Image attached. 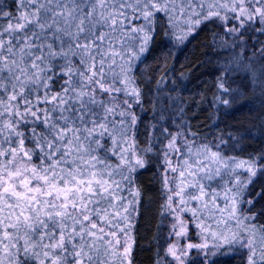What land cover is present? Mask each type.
Returning a JSON list of instances; mask_svg holds the SVG:
<instances>
[{
	"label": "snow or ice",
	"instance_id": "6c2138e0",
	"mask_svg": "<svg viewBox=\"0 0 264 264\" xmlns=\"http://www.w3.org/2000/svg\"><path fill=\"white\" fill-rule=\"evenodd\" d=\"M212 22L241 53L222 91L244 72L264 96V0H0V264H132L134 176L153 151L137 143V72L158 29L179 48ZM258 119L207 143L164 128L178 239L157 264H264V144L244 143L264 136Z\"/></svg>",
	"mask_w": 264,
	"mask_h": 264
},
{
	"label": "trees",
	"instance_id": "16d2710c",
	"mask_svg": "<svg viewBox=\"0 0 264 264\" xmlns=\"http://www.w3.org/2000/svg\"><path fill=\"white\" fill-rule=\"evenodd\" d=\"M169 51L171 55H161ZM240 54V50L232 47L231 40H226L223 29L215 22L202 25L179 48L173 47L162 28L158 29L151 52L137 72L142 91L141 103L136 109L140 117L137 143L145 149L151 139L153 151L148 153L147 167L138 169L134 176V188H139L140 196L130 233L132 264H157V253L163 256L167 249L170 223L169 218L162 217L161 207L166 203L161 170L162 152L168 143L164 139L167 135L164 128L173 135L179 133L182 139L187 135L189 141L195 139L197 143H207L230 132L247 134L264 114V96L258 89L255 92L252 90L244 72L229 73L224 79L232 93H224L220 87L223 79L220 68ZM168 68L172 71L161 79ZM220 96H235L232 107L220 103ZM244 143L253 147L264 144V136L257 133L255 143ZM262 205L264 201L257 203L253 211ZM187 218L191 219L190 213ZM258 222H264V216ZM221 264H241V261L238 257L228 256L221 258Z\"/></svg>",
	"mask_w": 264,
	"mask_h": 264
},
{
	"label": "rangeland",
	"instance_id": "374dc122",
	"mask_svg": "<svg viewBox=\"0 0 264 264\" xmlns=\"http://www.w3.org/2000/svg\"><path fill=\"white\" fill-rule=\"evenodd\" d=\"M231 44H232V42H231ZM241 55V54H240ZM180 142H181V144H183L184 143V139H182L181 137H180ZM173 163H175V158H173ZM171 176V173H169V177ZM163 178H164V184H163V186H164V190H165V192H166V199H167V196L169 195V193H168V190H167V188H166V186H165V173L163 172ZM172 187L174 188V184L172 185ZM186 216H187V214H185ZM169 218V221L171 220V217H168ZM189 220H191V219H189ZM169 228H170V232H171V225L169 226ZM192 231H193V233L191 234L190 233V236H191V240L192 241H196V242H199L198 241V237H197V230L193 227L192 228ZM169 232V233H170ZM171 239V241H173V242H175L178 238L177 237H175V236H171V237H169L168 236V243H169V240ZM185 244L188 242V240L187 239H185L184 241H183ZM168 243H167V247H168ZM196 259H198V256L196 255V253H195V250H193V262L196 260Z\"/></svg>",
	"mask_w": 264,
	"mask_h": 264
}]
</instances>
